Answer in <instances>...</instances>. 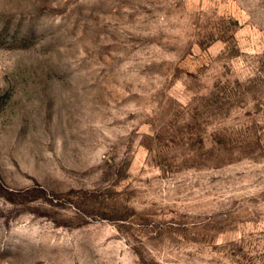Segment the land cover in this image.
<instances>
[{"label": "rangeland", "instance_id": "1", "mask_svg": "<svg viewBox=\"0 0 264 264\" xmlns=\"http://www.w3.org/2000/svg\"><path fill=\"white\" fill-rule=\"evenodd\" d=\"M0 264H264V0H0Z\"/></svg>", "mask_w": 264, "mask_h": 264}]
</instances>
